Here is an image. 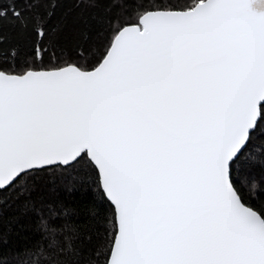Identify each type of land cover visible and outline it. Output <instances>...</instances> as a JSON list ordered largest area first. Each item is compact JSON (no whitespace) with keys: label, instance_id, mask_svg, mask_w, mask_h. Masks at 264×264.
I'll return each instance as SVG.
<instances>
[{"label":"snow or ice","instance_id":"snow-or-ice-1","mask_svg":"<svg viewBox=\"0 0 264 264\" xmlns=\"http://www.w3.org/2000/svg\"><path fill=\"white\" fill-rule=\"evenodd\" d=\"M16 4L0 21L36 42L0 65V189L86 155L114 207L105 264H264V209L233 178L264 122V0L139 3L94 63L51 67L39 5Z\"/></svg>","mask_w":264,"mask_h":264},{"label":"trees","instance_id":"trees-1","mask_svg":"<svg viewBox=\"0 0 264 264\" xmlns=\"http://www.w3.org/2000/svg\"><path fill=\"white\" fill-rule=\"evenodd\" d=\"M46 35L44 64L94 63L114 29L134 18L136 5L167 8L195 0H32ZM11 0H0L8 5ZM16 6L24 8V0ZM32 13H29L31 15ZM32 26L0 21V65L30 59ZM39 66V65H38ZM247 204L264 209V122L233 167ZM114 232V211L86 155L68 167L36 171L0 190V264H105Z\"/></svg>","mask_w":264,"mask_h":264},{"label":"water","instance_id":"water-1","mask_svg":"<svg viewBox=\"0 0 264 264\" xmlns=\"http://www.w3.org/2000/svg\"><path fill=\"white\" fill-rule=\"evenodd\" d=\"M87 157V156H86ZM87 159H88V157H87ZM89 160V159H88ZM74 164V163H73ZM72 165V164H71ZM93 167H94V165H92ZM60 167H62V168H64V167H68V166H60ZM46 168H52V167H46ZM45 168V169H46ZM95 168V167H94ZM95 170H96V172H97V175H98V170L95 168ZM98 181H99V175H98ZM99 185H100V181H99ZM100 188H101V191H102V193H103V195H104V197L106 198V200L109 202V204L111 205V207L113 208V211H114V207H113V205L111 204V202L108 200V198H107V196H106V193H104V191H103V189H102V186L100 185ZM0 190H4V189H0Z\"/></svg>","mask_w":264,"mask_h":264}]
</instances>
